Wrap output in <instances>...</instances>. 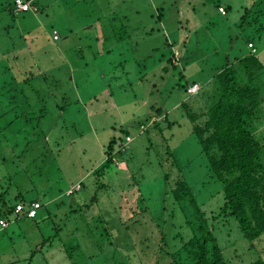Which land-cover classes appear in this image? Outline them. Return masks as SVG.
<instances>
[{"label": "rangeland", "instance_id": "1", "mask_svg": "<svg viewBox=\"0 0 264 264\" xmlns=\"http://www.w3.org/2000/svg\"><path fill=\"white\" fill-rule=\"evenodd\" d=\"M3 1L0 90L36 65L48 80L40 88L49 108L35 130L14 124L0 137V194L7 196L0 218L8 223L0 226V264H151L158 252L147 246L159 234L172 252L192 237L186 216L168 196L178 178L214 224L229 264L264 260V233L251 243L234 218L213 220L225 204L223 188L211 177L183 108L186 103L200 113L202 99L194 103V93L181 87L205 84L202 97L214 89L208 83L216 70L234 58L254 55L264 62V32L256 34L264 28L263 4L221 0V11L201 0H35L29 11L14 7V20L5 11L10 0ZM247 8L259 11L260 20ZM153 11L163 17L160 25ZM114 15L128 16V32L113 33ZM53 28L61 36L57 42ZM152 28L156 32L148 35ZM170 54L177 68L166 74ZM259 85L263 101L254 129L264 142V77ZM152 107L168 119L157 120ZM20 128L46 131L47 139L27 143L23 132L19 144L13 136ZM125 132L133 141L118 165L97 179L91 171L105 161V147L112 137L125 140ZM18 195L41 203L35 219L3 214Z\"/></svg>", "mask_w": 264, "mask_h": 264}, {"label": "trees", "instance_id": "2", "mask_svg": "<svg viewBox=\"0 0 264 264\" xmlns=\"http://www.w3.org/2000/svg\"><path fill=\"white\" fill-rule=\"evenodd\" d=\"M5 1L7 0L3 1V6ZM22 1L28 2L30 0ZM201 2L202 6L214 4L219 10L223 8L221 0H201ZM256 2L257 0L252 4L253 8L257 7L258 2L264 5V0ZM255 3L256 5L253 6ZM16 5V0H10L9 8H5V11L14 20L17 17L14 13ZM263 8L262 6V11ZM226 9L227 11L230 10L228 7ZM251 12L252 10L247 8L246 14L248 15ZM252 13H255L257 19L260 20L259 11H253ZM261 14H264V11ZM113 17L110 28L114 34L120 35L121 31H129L128 16H119L118 18L114 15ZM151 17L157 20V24L160 25L161 20L159 19L163 18L161 15L156 18L153 11ZM245 18L246 16L243 19ZM54 31H56L55 28L52 32ZM155 32L156 29L152 28L147 34L151 35ZM263 32L264 28L262 27L256 34L260 36ZM253 43L254 41L250 38L247 39V47H249V44L254 47L255 43ZM167 58L168 67L164 70L166 74L169 73L170 69L177 68V62L173 60V56L170 54ZM232 61H234V64L226 63L221 69L216 70L209 84V87L211 84L214 85V89L212 90V87H210L208 93L205 92L202 97L197 96L198 98L196 97L193 100L194 103L195 101L197 103L202 99L200 113L194 112V107L186 103L183 104V108H188L186 114L193 124V133L201 145L202 154L207 158L211 177L216 179L223 188L225 204L221 207L220 213L213 216V220L234 218L239 223L244 237L254 243L264 233V142L257 138L254 129L261 116L259 112L263 101V93L262 85L259 84L264 77V64L254 55H244L243 57L234 58ZM184 62L188 63L189 61L185 60ZM35 67L36 65L22 79L14 78L13 83L0 90V108L3 112L0 114V126L2 127L0 137L10 135L14 124L22 127L31 126V129L35 130L40 127L42 119L47 115L49 107L46 105L45 98L41 96L40 84L43 83L42 81H45L46 84L48 80ZM181 87L185 91L190 88H188V84ZM34 94H37V97ZM32 101H34V106H37V110L32 108ZM152 111L157 120L162 116H165V120L168 119L162 108L152 107ZM154 124L155 126L158 125L156 121H154ZM20 129V132L13 136L14 140H19V144L23 140V134L33 137L30 139L25 136L27 143L34 141L37 143V140L45 142L47 139L46 131L37 134V132H28L27 128ZM157 129L160 128L157 127ZM125 133L126 137L130 136L128 132ZM125 140L121 137H112L105 147V161L96 170L94 168L91 174H94L97 179H101L109 169L116 167L118 156L126 152V150H119V145ZM176 169H178V166ZM171 177V175H168L167 181L171 180ZM173 185L168 188V196L176 205H179L181 212L186 216L187 224L192 230V237L184 241L177 251L172 252L166 247L165 236L161 234L160 237L159 234L157 236L159 241L156 239L157 242L154 241L155 244L151 248L147 246L149 252L153 248H156L158 252L156 261H152L151 264H229L215 234V226L202 210L191 188L181 178H178ZM6 199L7 196L4 193L0 194L2 207L7 206ZM14 200L16 203L13 206L3 210L5 216L14 213L16 206L20 203L27 208L37 201L28 202L22 195L16 196ZM128 202L130 203V200ZM91 203H94V200ZM85 207L89 208L91 205H85ZM143 211L146 212L147 209ZM127 212H131L130 208ZM131 214H137V212L133 211ZM3 218H0V221L5 220ZM144 239L146 242H153L154 240L153 237ZM251 264H264V260L259 258Z\"/></svg>", "mask_w": 264, "mask_h": 264}, {"label": "built area", "instance_id": "3", "mask_svg": "<svg viewBox=\"0 0 264 264\" xmlns=\"http://www.w3.org/2000/svg\"><path fill=\"white\" fill-rule=\"evenodd\" d=\"M16 6L20 11H29L31 10V4L29 2H24L22 0H16ZM221 11H223V9L221 8ZM52 39L54 41H58L60 39V35L58 31H54L53 35H52ZM249 47L253 49V52H255V49L253 47L252 44H249ZM199 87L198 85H194V90H192V87L189 88V92L190 93H197L199 91ZM197 91V92H196ZM133 141V138L128 136L126 138V142L124 141L120 146V151H124L127 147L128 144H130ZM42 208V205L39 201L33 202L30 206H28L26 208L25 205H23L22 203L18 204L16 206L15 212L20 216H26L29 219H35L38 216V211ZM8 223L5 220H1L0 221V226H2L3 228L7 227Z\"/></svg>", "mask_w": 264, "mask_h": 264}, {"label": "crops", "instance_id": "4", "mask_svg": "<svg viewBox=\"0 0 264 264\" xmlns=\"http://www.w3.org/2000/svg\"><path fill=\"white\" fill-rule=\"evenodd\" d=\"M35 0H30V1H28L29 3H33ZM254 44V43H253ZM254 47H255V50H256V44H254ZM249 48V47H248ZM250 50H252L251 48H249ZM253 51V50H252ZM257 51V50H256ZM246 55V54H245ZM260 59V58H259ZM260 61L262 62V64H264V62H263V60L262 59H260ZM201 85V88L203 89V88H205L207 85H203V84H201V83H199V82H197V81H194V83H193V86L194 85ZM210 83H208V85H209ZM202 89H201V91H202ZM200 91V92H201ZM200 92L199 93H197V94H194L193 96H192V100H194L199 94H200ZM168 117V116H167ZM77 185V184H76ZM76 185H74V186H76ZM74 188V187H73ZM73 188L71 187V188H69L68 190H67V192L68 191H70V190H73ZM71 195H72V193H70Z\"/></svg>", "mask_w": 264, "mask_h": 264}]
</instances>
